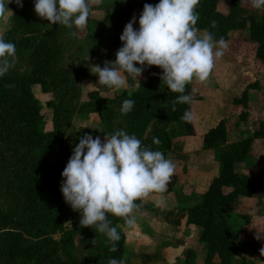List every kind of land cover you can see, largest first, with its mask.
Returning a JSON list of instances; mask_svg holds the SVG:
<instances>
[{
  "label": "rangeland",
  "instance_id": "374dc122",
  "mask_svg": "<svg viewBox=\"0 0 264 264\" xmlns=\"http://www.w3.org/2000/svg\"><path fill=\"white\" fill-rule=\"evenodd\" d=\"M145 3V0H104L102 5L91 7L88 24L83 32H78L76 37L71 35L73 31H76L75 28L70 29L60 24H52L50 27L49 22L40 17L39 22L44 26L30 30L14 29L10 12L0 17V30H4L6 40L15 44L18 56L14 66L0 78V264H11L9 260L17 264H74L69 257L70 253L83 260L94 259L97 263L103 259L102 252L108 237L98 232L94 227H82L79 224V213L73 211L63 200L60 191L61 172L66 166L72 148L79 142V138L86 134L84 130H90L93 137L100 136L103 139L104 136H110L116 129L122 128L129 134H135L141 142L143 140L142 135L138 132H129L132 124H135L134 113L129 112L122 115L121 104L119 101H115L124 91L131 94L132 89L119 90L108 97L104 95L106 86L100 83L92 84V87L99 89V94L98 91L91 89V83H86L81 79L85 77V74L91 76L93 63H97L99 60L103 62L115 60V53L122 45L119 36L125 24L133 16H136L138 20ZM229 4L230 0H218V12L225 16L228 15ZM33 5V0H23L24 7L31 8ZM12 6L15 4L8 5L10 10ZM241 6L246 15L261 14V10L253 9L248 0L243 1ZM224 10L225 13H223ZM136 26L138 27V24L134 23V27ZM95 33L97 35L93 37ZM244 34L247 33L234 31L231 33V39L234 41L240 39L243 42L244 39H247V35ZM21 40L31 42L46 40L50 44L58 41L60 47L58 70H66L75 79L76 90L70 91L71 94L67 96L65 102V108L70 109V113L60 119L67 124L62 126L60 137L54 141L55 148L51 150L49 148L46 151L38 147L33 148L30 143L33 129L32 118L22 110L23 98L19 93V85L29 76L28 56L31 50L19 44ZM227 45L226 49L237 54L240 52L241 47L238 45L234 48L231 43ZM250 48L241 50L242 53H245L246 60L253 55V48ZM68 50L74 53L69 55ZM251 59L257 66V75H262L261 82L264 91V71L255 59ZM228 64L229 70L239 73L241 61L235 54L231 53ZM233 74L235 73L233 72ZM54 77L58 78L57 75ZM77 78H80V81H77ZM137 80L139 83L142 82V75ZM130 83L135 82L128 74V87ZM64 87L66 91H69L70 88L68 89L65 85ZM134 87L135 84H133ZM257 88L258 85L255 89ZM32 92L41 107L39 114L42 119L39 131L43 134L50 133L53 131L54 113L52 109L46 107V102L53 99V94L43 93L38 86H33ZM91 93L97 95L89 97ZM258 98L256 102L258 107L251 108L250 125L252 126H262L264 123V94ZM64 118H67V121ZM168 128H170L168 123L164 124L163 133L168 134L166 131ZM177 130H174L176 134ZM146 133L145 140L151 142L152 130L150 129ZM144 146L153 149L150 143H146ZM30 149L32 152L28 153ZM30 158L40 160L38 168H26ZM30 175L43 186V196L46 200L59 204L61 210L57 215V223L50 228V234L45 237L27 236V238L19 240L16 236L17 231L20 230L17 221L23 217L21 206L25 185ZM257 214L258 222L252 226L251 221L247 219L245 226L248 229L251 227L249 232L254 233V235L249 233L247 236H253V240L261 244L262 248L264 246V230L260 232L256 229L264 227V210ZM109 219L112 222H119L122 218L109 214ZM69 220L72 222L71 226L64 225Z\"/></svg>",
  "mask_w": 264,
  "mask_h": 264
},
{
  "label": "clouds",
  "instance_id": "9594fccd",
  "mask_svg": "<svg viewBox=\"0 0 264 264\" xmlns=\"http://www.w3.org/2000/svg\"><path fill=\"white\" fill-rule=\"evenodd\" d=\"M104 0H33L34 12L52 24L75 28L76 37L88 24L92 6L102 5ZM14 3L23 8V0H0V17L12 13L8 5ZM200 0H159L155 5L145 3L137 20L133 16L124 26L119 40L121 47L114 61H105L103 67L93 65L98 82L109 89L120 90L127 86V73L140 77L149 66H158L161 80L178 95L172 104L188 103L192 96L186 94V86L194 79L207 83L214 61L223 55L227 43L223 38L195 27L199 19L196 11ZM255 10L264 11V0H250ZM134 23L138 27H134ZM215 28L216 21H211ZM199 33V34H198ZM18 60L16 46L5 39L0 30V78L8 73ZM139 84V83H138ZM135 101H122L120 112L126 115L133 110ZM181 119L190 122L193 113L185 110ZM152 143H161L153 137ZM176 165L160 150L142 146L135 134L116 129L110 136L93 137L91 133L79 138L61 172L60 191L63 200L79 213L82 227L95 228L105 234L116 251L121 236L112 226L109 214L123 218L125 223L136 222L134 210L152 193L163 194L175 174ZM71 220L64 225L71 226ZM108 264H124L123 260L110 258Z\"/></svg>",
  "mask_w": 264,
  "mask_h": 264
},
{
  "label": "trees",
  "instance_id": "16d2710c",
  "mask_svg": "<svg viewBox=\"0 0 264 264\" xmlns=\"http://www.w3.org/2000/svg\"><path fill=\"white\" fill-rule=\"evenodd\" d=\"M247 0H230L229 14L223 15L217 10L218 0H200L196 11L199 19L196 28L203 31L208 29L214 35L216 40L223 38L225 42L229 40L231 32H247L248 42L257 45L255 60L264 71V11L259 15H246L242 2ZM250 1V0H248ZM146 3L155 5L159 0H145ZM12 24L14 29L30 30L41 28L44 24L39 22V17L34 12V5L31 8L11 7ZM216 21V26H211V21ZM26 49L31 50L28 56L30 73L25 81L19 85V93L23 98L22 110L32 118L33 129L31 132L30 143L33 148L38 147L41 150H51L55 148L54 141L60 137L59 133L62 126L67 123L60 119L70 113V109L65 108L67 96L76 90L74 86L75 79L66 72L58 70V59L60 56L59 42L54 41L51 44L46 40L41 42H31L21 40L19 42ZM146 80L140 83L137 90L133 89L130 83L128 90L118 96L115 101L133 99L135 101L133 110L135 115V124L129 129L130 133L138 132L142 135L143 146L150 143L152 150H160L165 154L169 148L170 140L175 136L174 130L180 126L184 128L188 136L194 135L192 120L186 122L181 119L185 110L191 111L193 101L192 86H186V94L192 96V101L188 103H176V110L172 111V104L175 101L177 93L171 92L161 80L162 70L158 66H149L146 69ZM57 75V77H54ZM63 87H62V85ZM71 84V85H70ZM65 86L69 91L65 90ZM33 86H39L43 93H52L53 99L46 102V107L53 110V131L43 134L39 131V124L42 119L40 116L41 107L38 100L32 92ZM257 84H250L242 93L240 98H235L232 103L241 106L244 109L239 116L240 121L247 118L249 103V90H253ZM71 91V92H70ZM97 94H89L94 97ZM67 121V118H64ZM133 123V122H132ZM168 123L166 131L163 133L164 124ZM174 127H173V126ZM173 127V128H172ZM176 127V128H175ZM178 127V128H177ZM152 130V137H158L161 141L155 145L144 137L148 130ZM86 134L92 132L84 130ZM178 133V130H177ZM177 135V134H176ZM264 138V123L259 126L251 138L240 140L233 144H227L226 124L220 122L214 129L210 130L204 137L203 147L214 149L216 151V161L219 165L218 176L212 181L208 191L200 196L199 202L187 208V225L193 226L198 234V241L202 243L206 250L204 264H214L217 259L218 264H236L235 252L240 248L242 252V264H251L246 261V256L252 250V244L242 243L239 247L240 234L242 233V224L234 223L230 219L236 200L239 197L252 198L260 189H264V170L260 172L257 178L249 177L237 172V167L241 164H249L251 158L252 144L255 139ZM153 140V138H152ZM32 150L28 151L31 153ZM29 157V156H27ZM39 159L30 158L26 168H38ZM24 187V186H23ZM229 188V193H224L223 189ZM23 189V188H22ZM24 198L22 204V219L17 221L20 230L17 231L19 240L27 236L45 237L50 234V228L57 223V215L60 214L59 204L46 200L43 196V186L38 180L28 176V182L25 185ZM119 222H112V226L117 228L121 239L117 242L116 251L111 250L109 240H105L103 249V261L98 262L94 259L83 260L73 253L69 254L74 264H108L110 258L122 260L124 251L125 236L118 227ZM246 222V219H245ZM244 225V224H243ZM54 232L53 229H51ZM190 253L187 254L184 264H193ZM11 264H17L9 260Z\"/></svg>",
  "mask_w": 264,
  "mask_h": 264
},
{
  "label": "crops",
  "instance_id": "0c3cea01",
  "mask_svg": "<svg viewBox=\"0 0 264 264\" xmlns=\"http://www.w3.org/2000/svg\"><path fill=\"white\" fill-rule=\"evenodd\" d=\"M231 33L226 43L233 44L232 48L238 45L241 47L240 52L237 54L230 49H224L223 55L214 61L209 81L201 83L194 79L190 83L194 98L191 105L194 135L188 136L184 128L180 126L177 135L170 140L169 148L164 155L173 160L176 168L167 191L163 194L152 193L142 201H137L141 206L134 210L133 215L136 218L134 224L128 225L124 219L118 224L125 236L122 255L124 264H184L188 253L192 254L193 264H204L205 247L198 241L196 229L187 225V208L199 202L200 196L208 191L212 181L218 176L219 165L216 161V151L203 147L204 137L210 130L224 121L228 145L251 138L259 128L258 125H250L251 108L258 107L256 103L258 97H262L264 94L261 82L262 75H257V66L251 59H255L257 45L249 43L247 39H244L243 42L240 39L234 41L231 39ZM96 35L95 33L93 37ZM98 46L100 47V45ZM250 47L253 48V55L246 60L244 58L245 53H242L241 50ZM68 53L70 55L74 52L68 50ZM231 53L235 54L241 61L239 73L235 70H229L228 58L231 57ZM92 65L103 67L104 62L99 60ZM146 74L145 69L142 73V83L146 80ZM90 75L85 74L81 80L91 83V89L100 94L99 89L92 87L93 83H99L98 76L92 72ZM124 75L127 81L128 74L124 73ZM129 76L135 82L133 89L137 90L141 82L138 84L133 76ZM77 79L80 81V78ZM254 83H257L258 88L248 91L249 103L246 110L248 116L244 121H240L239 116L244 112V109L241 106L233 105L232 100L240 98L247 86ZM127 87L128 85L120 90H127ZM104 90V95L108 97L119 91L107 87ZM86 91L89 90L86 89ZM263 170L264 138H260L255 139L252 144L249 164L239 165L237 172L257 178ZM225 190L226 193L231 191L229 188H224V193ZM263 210L264 189H260L252 198L239 197L230 215L231 221L243 226L239 247L244 242L252 244V250L245 258L251 264H264V246L261 248V244L253 240V236H247L252 232H249L251 227L248 229L245 226L247 224L245 219L246 221L249 219L253 226L259 219L257 213L263 212ZM256 230L261 232L264 227ZM252 234L254 235V233ZM235 260L236 264H242L240 248L235 252ZM218 262L217 259L214 260V264H218Z\"/></svg>",
  "mask_w": 264,
  "mask_h": 264
}]
</instances>
